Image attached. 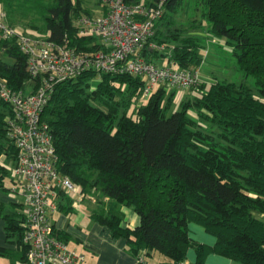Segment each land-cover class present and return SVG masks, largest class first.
<instances>
[{"label":"trees","instance_id":"16d2710c","mask_svg":"<svg viewBox=\"0 0 264 264\" xmlns=\"http://www.w3.org/2000/svg\"><path fill=\"white\" fill-rule=\"evenodd\" d=\"M158 1L125 0L147 6ZM162 1L163 14L149 41L170 50L145 44L141 55L198 70L202 46L185 31L198 29V19L191 17L186 29H173L185 0ZM191 1L209 22L212 37L231 47L243 81L215 75L212 82L187 88L191 96L179 99L178 109L171 111L173 92L162 86L139 102L141 77L87 70L54 84L41 119L52 135L58 173L83 198L96 200L92 220L107 227L112 238H123L133 257H144L146 264L157 254L164 256L158 264H179L191 248V264H206L209 253L239 264H264V220L254 215L264 216V0ZM86 5V0H0L7 22L20 33L92 52L100 47L97 38L79 34L81 16L93 13ZM171 41L176 43L170 46ZM0 77L14 89L32 81L26 55L12 40L0 39ZM9 111L0 99V189H7L8 163L17 154L5 129ZM58 195L57 210L71 209V201ZM122 206L138 216L136 226L124 224ZM0 216L6 243L14 246L0 247V255L10 264L22 263L27 250L23 218L3 206ZM191 224L211 235L213 244L194 239ZM55 234L66 242L63 232Z\"/></svg>","mask_w":264,"mask_h":264},{"label":"built area","instance_id":"2783aa9c","mask_svg":"<svg viewBox=\"0 0 264 264\" xmlns=\"http://www.w3.org/2000/svg\"><path fill=\"white\" fill-rule=\"evenodd\" d=\"M100 1L102 11L98 15H83L78 21L79 34L97 38L100 47L92 52L20 33L0 10V39L14 41L26 55L32 80L24 89H14L0 77V99L10 106L5 129L17 148L15 159L8 163L15 186L12 191L17 194L18 213L25 227L22 238L27 246L25 261L16 264H80L85 260L83 253L56 236L51 217L57 211L58 192L76 191L56 169L52 135L41 119L54 84L87 70L129 74L143 79L141 94L146 98L161 85L185 90L198 83V70L159 65L141 55L145 44L165 50L163 45L149 41L155 22L163 14L162 0L152 6L125 0ZM177 95L174 99L179 98ZM136 260L144 264V257Z\"/></svg>","mask_w":264,"mask_h":264},{"label":"crops","instance_id":"0c3cea01","mask_svg":"<svg viewBox=\"0 0 264 264\" xmlns=\"http://www.w3.org/2000/svg\"><path fill=\"white\" fill-rule=\"evenodd\" d=\"M153 58L158 60L163 57H151L152 60ZM206 63L207 62L202 59V62L198 67L199 73L201 71V67L206 66ZM218 71L221 70H215V68H211V71L207 72L206 75L202 77V79L207 81H203L200 79V83L208 82V80H210L211 78L213 79L215 75H219ZM60 193H63L66 197L62 199V202H65L66 199H69L71 201V209H58L57 211L53 212L51 214L52 221L54 223L55 230L64 233L67 245L77 252H81L85 255V260L80 264H137L136 258L126 252L125 240L123 238H112L107 227L92 220L90 216L91 213L99 208L98 203L95 199L83 198L81 194L77 195L76 198L71 199L68 194L69 192L60 191ZM16 199L17 194L15 198L8 197V195L3 194L2 189H0V206H3L5 211H15L18 213L19 204L16 202ZM59 200H61V198L57 197V202H59ZM120 211L122 212L124 218V224L129 225L130 227H134L138 224V216L131 208L122 206L120 207ZM190 229L191 235L192 233L194 234L193 230L198 232L197 237L195 238H197L199 241L205 242L210 245L213 244L214 238L211 235L207 234L203 229L197 228L193 226V224L190 225ZM0 247L14 248L13 245L6 243L4 220L1 216ZM3 257L4 256L0 255V264L5 263ZM151 257V264H158V262L161 261L160 256L157 254ZM194 260L195 252L190 248L187 250L184 264H191L194 262ZM205 263L239 264L228 258L213 253H209L207 255ZM146 264L149 263L146 262Z\"/></svg>","mask_w":264,"mask_h":264},{"label":"rangeland","instance_id":"374dc122","mask_svg":"<svg viewBox=\"0 0 264 264\" xmlns=\"http://www.w3.org/2000/svg\"><path fill=\"white\" fill-rule=\"evenodd\" d=\"M86 3H87L86 6H88L90 9H92V11H93L92 15L93 16L98 15L101 12L102 3L100 0H86ZM194 3H195V1L194 2H192V1L190 2V0L184 1L183 7L178 11L177 14L174 15L176 25L174 24V26H171V27H173V29L175 27H179L182 29L185 27V29H186L188 27V24L193 22V21H191V17H193L192 20H194V17L197 18L198 19V20L196 19L197 23H200L199 28L196 30L191 29V28L190 29L187 28V30H185L188 33H194V35H196V37L199 39V42L202 46L199 49V54L202 57V59L205 62H207L206 66L201 67L200 73L197 72L198 83H200V79L203 81H207V80L202 79V77L205 76L207 72H210L211 68H215V70H221V71H218V74L220 77L227 74V76H228L227 80L228 81H236V82L243 81L242 74L234 69L235 63H234V57L232 55L231 47L229 45L225 44L223 38H219V37L213 38L212 37V35L208 31L209 22L203 18L202 14H201V9H199V10L194 9V7L196 6V4L194 6ZM25 21L28 22L29 20L27 19ZM17 28L20 30L23 29L29 35L35 33V32H31L30 29L27 27L25 28L23 26L22 27L18 26ZM34 35H36V34H34ZM175 43L176 42L171 41L168 44L170 46H172ZM161 45L164 46L165 52H168L170 50V48L167 47V44H161ZM152 61L154 63L159 64V65H168L166 58H161L158 60L153 58ZM171 66L176 67L175 64H171ZM212 81H214L212 78L210 80H208V82H212ZM246 83L254 90V85L252 83L251 77H248V79H246ZM161 86L164 87V89L166 90L167 93H169L170 91L173 92L172 93L173 101H172L171 111L178 109V106H179L178 100L185 97V95L188 94V91L186 89L185 90L172 89L166 85H161ZM177 93H178L177 96H179V98L174 99V96ZM254 93H256V92L254 91ZM190 94H192V93L190 92ZM189 96H191V95H189ZM144 100H145V98L142 96L139 98V102H142ZM187 113L190 117L194 118L195 120L197 119V117H196L197 115H196L195 110L189 109ZM4 186L7 187V189H2V193L7 194L8 197H14L15 198L16 193L11 191L12 189L15 188L14 183H12V181H11V176L7 177L4 180ZM68 194H69V197H71V199L76 198V196L79 195V191H75V192L72 191V192H69ZM254 215L256 217H260L261 220H264V216L260 215L258 212L254 211ZM193 226L202 229L199 225L193 224ZM193 231H194V234L192 233V235L194 237L193 236L192 237L194 239L198 240L197 238H195V237H197L198 232L195 230H193ZM195 232H196V234H195ZM159 256L161 259H164L163 255H159ZM3 258H4V262H5L4 264L10 263L9 259H6L5 257H3ZM146 259H147V262L149 264H151L150 262L152 261V257L149 256Z\"/></svg>","mask_w":264,"mask_h":264}]
</instances>
